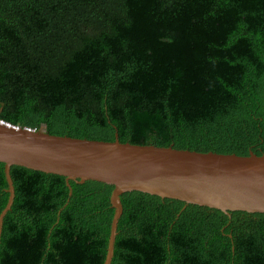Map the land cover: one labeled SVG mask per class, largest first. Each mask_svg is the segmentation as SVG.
<instances>
[{"label":"trees","instance_id":"obj_1","mask_svg":"<svg viewBox=\"0 0 264 264\" xmlns=\"http://www.w3.org/2000/svg\"><path fill=\"white\" fill-rule=\"evenodd\" d=\"M0 109L57 136L264 155V0H0ZM12 176L0 264L105 263L114 186ZM9 189L0 162V218ZM121 202L111 264H264V213Z\"/></svg>","mask_w":264,"mask_h":264},{"label":"water","instance_id":"obj_2","mask_svg":"<svg viewBox=\"0 0 264 264\" xmlns=\"http://www.w3.org/2000/svg\"><path fill=\"white\" fill-rule=\"evenodd\" d=\"M2 109H0V116ZM117 136V135H116ZM0 162L6 164L10 201L0 218V248L5 218L16 196L14 166L59 174L80 183L114 186L115 209L104 264L114 257L121 196L139 191L184 203L231 211L264 213V155L249 156L179 150L57 136L46 128L13 125L0 117Z\"/></svg>","mask_w":264,"mask_h":264}]
</instances>
